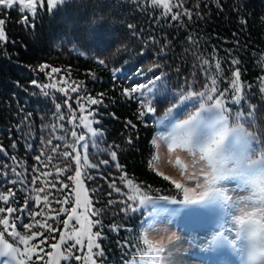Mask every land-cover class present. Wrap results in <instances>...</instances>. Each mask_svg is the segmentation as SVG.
Masks as SVG:
<instances>
[{"label":"trees","instance_id":"1","mask_svg":"<svg viewBox=\"0 0 264 264\" xmlns=\"http://www.w3.org/2000/svg\"><path fill=\"white\" fill-rule=\"evenodd\" d=\"M168 3L172 7V14L188 9L192 19L182 16L180 21H172L171 14L164 15L165 9L159 5L153 6L150 0H68L51 11L46 4L42 10L38 7L37 16H29V22L35 24L34 29H29L19 22L22 17L17 10H0V19L8 21L4 27L9 41L4 51H0V148L3 149L0 151V194L8 195L10 189L15 193L7 202H0V207L19 209L24 205L26 196L49 195L48 205L41 201L37 206L34 199L29 200L30 212L37 213L43 209L42 214L35 219L23 220V223L33 225L30 230L16 224L22 235L43 233V236L34 238L30 243V246H39L33 250L32 264H41L35 259L41 247L44 259L49 262L51 259L46 255L49 251L54 254L63 251L66 255L71 251L67 244L61 245L59 249H52L51 244L59 242L61 232L70 235L73 229L80 227L73 219L65 229L62 221L67 217L64 213H60L58 219L53 218L61 206L70 208L75 203V195L72 194L75 181L67 179L75 175V161H65L62 156L50 151L57 144L60 145V152L73 151L64 147L65 141L55 139L56 136L66 135L67 143H74L72 125L67 122L69 113L62 103L64 97L58 91L61 87H67L72 98L69 103L76 111L78 135L86 134L87 130L80 124V108L74 102L76 97L90 94L100 99L98 94H104L102 105L90 106L98 113L94 119L100 121L99 125L94 124L93 127L104 133L97 141L98 149L93 148L91 143L88 149L89 165L97 167L85 168L81 160L82 183L92 202L89 212L92 208L101 210L98 217L90 216L92 220L101 221L100 225L92 229V232H101V238L96 240L104 252L103 257L95 256L98 250L93 248V258L97 264H124L140 256L138 249L144 248L143 229L137 227L141 223V213L121 210L125 207L126 194L131 193L119 179L122 173L116 168L117 162L124 166L129 179L144 187L150 185V195L182 199V193L171 185L170 180L163 179L151 166L155 154L154 145L151 144L156 133L155 122L150 116H138L141 108L137 100L123 96V88L135 83H146L147 79L153 78V74L164 73L165 78L160 83L168 90L167 102H154L157 109L155 115H159L177 100L172 98L173 93L178 97L181 91L187 94L188 91L204 90L205 84L211 87L206 72L217 79L218 91L228 88L233 79L232 72L238 67L242 102L232 104L231 95L234 93L222 99L233 114L230 116L232 124L236 123L237 112L247 114L249 110L255 109L253 123H245L244 128L258 138L254 145L258 151L257 157L264 153V0H219V3L215 0H184L181 8L176 7L179 0H169ZM242 20L246 23H241ZM128 24L136 26L138 36L132 35ZM149 37H154L155 42ZM166 43L168 46L164 47ZM97 59L105 60L107 67L99 65ZM204 59L209 61L210 68L203 65ZM217 59L221 63V73H217L214 67ZM233 59H237L239 64L233 66ZM45 63L59 68L60 72L51 73V68L45 69V73H51V78L39 72L37 66ZM154 64H159V69L149 72L148 69ZM118 68L120 74L113 78V70ZM137 69L143 71L144 75H136ZM89 73H95L96 78L93 79ZM33 79L41 85L56 84L57 87L42 89L30 83ZM79 82H83V87L77 93H72L70 88ZM54 103H61L64 121L53 117ZM189 112L186 109L183 116H188ZM28 113H31V117L25 120ZM128 121L136 127L128 125ZM59 123L64 124L67 133L61 129L52 131V125ZM49 139H52V145L46 144ZM14 142L16 147H12ZM42 149L44 164H38L34 157L41 155ZM75 149L82 157L83 150L78 145H75ZM111 151L117 152L115 162L111 160ZM49 155L53 156L51 161L47 159ZM12 157H16V160L13 161ZM105 160L109 161L108 165L102 163ZM33 166L39 171L33 172ZM65 166H70L69 170L57 178L56 168ZM12 168L23 175L18 178ZM43 172L51 175L40 176L37 183L32 185V177ZM85 172L92 179H87ZM17 179L28 183H10ZM61 181L68 187L61 190ZM113 181L121 188L120 193L109 187ZM52 183H55V188L51 186ZM21 188L29 191L22 192L19 190ZM33 188H43L44 192H33ZM65 196H70L67 204L57 203L62 202ZM109 200L117 203L109 204ZM5 213L2 216L9 217L11 222L16 216L22 215L19 212ZM77 214L81 220L88 215L82 208H77ZM36 220L51 224L57 231L49 232L46 228L36 226ZM44 236L48 240L40 245ZM83 239V253L79 247L75 250V254L82 256L80 264H83V254L87 253V239ZM68 243L72 244L74 240ZM60 264H65V261L61 260ZM71 264L77 262L72 260Z\"/></svg>","mask_w":264,"mask_h":264},{"label":"snow or ice","instance_id":"2","mask_svg":"<svg viewBox=\"0 0 264 264\" xmlns=\"http://www.w3.org/2000/svg\"><path fill=\"white\" fill-rule=\"evenodd\" d=\"M44 2L45 0H0V10H17L22 17L19 22L29 29H34L35 24L29 22V16L35 18L37 16V7L42 10ZM67 2L68 0H47V7L51 11L56 9L57 6H62ZM215 2L219 3V0H215ZM183 3L184 0H179V4L176 5V7H183ZM151 4L153 6L161 5L163 9H165L164 15L167 16L171 14L172 21H180L182 16H187L189 20L192 19V13L188 9H184L183 12L177 11L175 14H172V7L168 3V0H151ZM220 10H222V7ZM197 15L199 16V13H197ZM7 22L6 19H0V51H4V46L9 43L4 27ZM241 23H246V21L242 20ZM127 27L132 31L133 36L139 35L135 31V25L128 24ZM189 39H191V37H189ZM149 40L155 42L154 37H149ZM167 46L168 44L166 43L164 47ZM229 55H231V52H229ZM93 59L96 58L93 57ZM97 63L101 66L107 67L105 60L103 59H97ZM231 64L233 66L238 65L239 61L233 59L231 60ZM203 65L209 66V68L211 67L207 59L203 60ZM159 67V64H154L148 69V71L152 72L153 69H159ZM214 67L217 73L222 72L221 63L218 59L216 60ZM47 68H51V73L60 72L59 68L51 67L46 63L37 66V70L42 73H45V69ZM118 71L120 70H113V78H115L116 72ZM51 73H45V75L51 78ZM89 74L93 79L96 78L95 73ZM136 75L143 76L144 73L137 69ZM205 75L206 79L210 80L211 87H209L208 84H205L204 90L202 91H188L187 94L181 91L178 97L176 93H173L172 98L178 99L179 103L172 104L162 118H157L154 115L157 110L156 107H154V102H167L168 90L162 83H160L165 78L164 73H161L160 75L153 74V78L147 79L146 83H135L129 88L122 89L123 96L127 98H135L137 100L138 105L141 108V111L138 112V116L141 118L151 116V119L155 122L158 128L164 127L165 121L172 116L174 110H178L185 102H191L193 104L199 102L200 106L196 108L194 112L189 113L186 119L176 122L174 127H172L171 132L160 133V139L167 144L169 150H172L174 147L186 149L191 155V167L194 169L191 173L188 172L189 165L182 164L180 156L175 157V163L181 169V176L185 177V183L172 179L163 173H159L163 179L170 180L171 185H173L178 192L182 193L183 199L177 200L175 197H169L166 195H150L149 193L152 191V187L150 185L144 187L135 183L132 179H129L128 174L124 172V166L117 162L116 168L122 173L119 179L121 183L126 184L128 191L131 193L126 194V201L124 202L125 207L121 210L141 213V223L137 227L147 231L155 230L160 223L170 222L169 220H166L165 214L176 216L187 205L197 204L211 207L212 205L226 202V204L232 206L233 210H241L240 205L244 204L245 210H243L244 214L241 219L238 221L233 220L234 225L237 223L240 224V230L236 232L235 239L227 240V243L233 247L234 251L237 250V246L244 250L247 246V241L253 239L264 240V153H262L259 158L253 159V156L256 154L253 145L257 142L258 138L244 128L245 123H253L255 109L249 110L247 114L237 112L235 114L236 123L230 124V116L233 114L226 107V101L222 98L229 96V93H234L231 95L232 104H241L242 97L240 95L241 88L239 86L241 76L240 69L237 67L236 71L232 72L233 79L231 80L230 86L222 91H218L217 79L214 76L208 75L207 72ZM61 79L64 78L61 77ZM30 83L42 89L48 87L56 89L57 87L56 84L41 85L36 79L31 80ZM82 87L83 82H79L71 87L70 91L72 93H77ZM84 90L86 91V89ZM58 91L62 93L64 97L62 103L67 107L69 113L67 122L72 125L73 130L71 131V137L74 143H67L66 135L56 136L55 139L65 141L64 147L72 149L73 151L60 152L59 144L51 147L50 151L58 156H62L65 161H75V175L67 177L69 181H75V187L72 189V194L75 195V203L70 208L61 206L59 212L53 218L58 219L59 214L64 213L67 217L62 221L65 229L68 228L70 221L73 219L76 220L80 227L78 229H73V232L70 235L61 232L59 242L51 244L52 249H59L61 245L67 244L71 251H68L66 255L63 251H57L53 258V253L49 251L46 255L49 258H53L49 262L44 259V255H42L44 250L41 247L40 251L35 254V259L40 261L41 264H60L61 260L65 261V264H71L72 260H75L77 264H80L82 256L75 254V250L79 247L83 253V238L87 237V253L83 254V264H89V262H91V264H96V260L93 258V248L95 247V249L98 250L94 253L95 256L103 257L104 252L101 249L100 244L94 242V238H101V232H92V229L94 226L100 225L101 221L99 219L92 220L90 219V216L98 217L101 214V210L92 208L89 212V206L92 202L88 196H85L83 201H81V160H83L85 168L97 167V165H89L88 149L90 143L93 148L98 149L97 141L104 136V133L98 128L93 127L94 124L99 125L100 121L94 119L98 113L97 110L92 109L90 106L102 105L104 94H98V96L101 97L100 99L92 97L90 94L83 97H76L74 102L79 106L80 112L84 113L87 111V116L81 115L79 117L80 124L87 130V133L78 135L76 131V128L78 127L76 123V111L72 108V104L69 103L72 98L69 95L68 88L61 87ZM249 91H251V85L249 86ZM262 91H264V89H262ZM44 94L47 95V93ZM82 100L85 101V103H81ZM61 106V103H54V111L52 115L58 121L65 120V114L61 111ZM30 117L31 113H28L27 116H25V120L30 119ZM89 117H92V119H89ZM241 121L243 123H241ZM127 124L131 125L133 128L136 127L131 121H128ZM44 127L48 126L45 125ZM58 129L63 130L65 133L68 131L64 128L63 123L52 125L53 132ZM128 142L130 144L132 143L131 138H129ZM156 143L155 139L151 141L152 145H155ZM46 144L52 145V139L47 140ZM75 145H78L79 148L83 150L82 157L80 152L76 151ZM12 147H16L15 142ZM28 148L31 149V145H29ZM0 151H3V149L0 148ZM73 152H75V155H73ZM43 155L44 149L41 150V155L34 157L38 164H44V161L41 158ZM110 157L112 161H117V152L111 151ZM47 159L48 161H51L53 156L49 155ZM153 159H155V157H153ZM12 160L15 161L16 157H12ZM102 163L108 165L109 161L105 160L102 161ZM198 163L204 164L205 167L199 168V171H197ZM44 166L47 167L46 164ZM69 167L70 166H65L63 168L57 167L55 173L56 177L59 178L62 172H67ZM32 171L38 172L39 169L33 166ZM12 172L18 178L23 175L22 173L17 172L16 168H12ZM49 175H51V173H40L38 176H33L30 183L35 185L40 179V176ZM84 175L87 179H92V177L88 176L86 172ZM229 177L235 178L239 181L237 189L243 188L244 190L249 191L250 194L242 198L227 196L221 189L220 184ZM10 183L13 185H16L17 183L26 184L28 181L17 179L10 181ZM186 184L191 185V187L186 186ZM51 186L55 188V183H52ZM67 187L68 185L61 181V190ZM109 187L116 193L121 192V188L117 187L114 181ZM237 189H234V191ZM19 190L22 192L29 191L26 188H21ZM31 191L42 193L44 192V189L33 188ZM156 191L158 192L159 190L157 189ZM109 195H111V193H109ZM10 196H15V193L12 192L11 189L9 190L8 195L0 194V202H7ZM30 199H34L37 206H39L41 201H43L45 205L49 204V195L41 196L37 194L34 197L26 196L24 205L19 209L11 206H8L6 209L0 207V215H3L5 211L8 214H15L17 212L22 214L16 216L14 222L11 223V231H7L10 224L9 220L7 218L0 220V226H3L6 229V231L0 232V264H32L33 250L35 247L39 246H30L29 242L34 238L43 236V233L32 232L29 236L22 235L20 232L16 231L17 223L23 229L30 230L33 225L31 223H23V220L29 218L35 219L36 216L41 215L43 212V209H41V212L37 213L30 212L28 208ZM69 199L70 196H65L62 202L57 201V203L67 204ZM114 203H117V201L109 200V204ZM168 205H180V208L169 209L167 207ZM77 208H83L84 211L88 213V215L84 216L83 220H81L80 215L77 214ZM249 208L251 209L250 211L246 210ZM50 211L52 210L50 209ZM35 224L38 227L46 228L49 232L57 231V229L51 224H42L39 220H36ZM145 226H147V228H145ZM109 230L111 231L113 229ZM5 236L11 239L14 243H9L8 239H5ZM219 239L226 240L222 235L219 236ZM47 240L48 237L44 236L39 244L43 245ZM73 240L74 243H68ZM20 245L23 246V250L19 247ZM143 245L144 248L138 249L141 259L133 260L131 264H163L161 256L163 251L162 248L154 245L147 236L143 238Z\"/></svg>","mask_w":264,"mask_h":264},{"label":"rangeland","instance_id":"3","mask_svg":"<svg viewBox=\"0 0 264 264\" xmlns=\"http://www.w3.org/2000/svg\"><path fill=\"white\" fill-rule=\"evenodd\" d=\"M44 4L47 5V0H45ZM118 74H120V71L116 72V75ZM178 103L179 101L177 99L172 104ZM172 104L167 108H170ZM199 106V102L195 104L191 102H185L178 110H174L172 116L165 121L164 127L158 128L156 125V134L153 139H155L157 143L154 145L155 159H153L151 166L157 173H163L172 179H176L182 183H185V177L181 176V169L175 163L176 156H180L182 164L189 165V173L194 171V169L191 167V155L187 152V150L175 147L172 150H169L167 144L160 139V133L171 132L172 127H174L176 122L186 119L187 116L176 119V116H178L182 111L187 109L190 111L189 113H191L194 112ZM166 112L159 115H154L157 118H162ZM79 114L80 116H87L85 112H80ZM230 124H232L231 121ZM238 184V180L229 177L221 182L220 187L229 197L242 198L248 196L250 194L249 191L244 190L243 188L237 189ZM186 186L191 187V185L188 184H186ZM81 189V201H83L84 197L88 196L87 190L83 183L81 185ZM234 189L237 190L234 191ZM220 204L223 206L225 214L223 215L224 225L222 228H220L218 225H207L215 222L216 218L220 216L221 207L219 204L212 205L213 208L193 204L185 206L176 216L165 214L166 220H169L170 222L158 224L155 230L146 231L144 229L142 232V238L147 236V238L154 245H157L163 249L161 253L163 264H220L221 258L217 257L215 254V241L220 240L219 236L221 235L226 238V243L227 240L235 239L237 225H234L232 217L240 214L242 209L245 210L244 204L240 205L241 210H233L232 206L226 204V202H221ZM167 207L169 209L180 208V205H168ZM82 210L84 211L83 208ZM246 210L250 211L251 209L249 208ZM145 228H147V226H145ZM11 230L12 229L8 227L7 231ZM4 231H6V229L3 226H0V232ZM5 239H8L9 243H12L11 239H9L7 236H5ZM85 239H87V237H85ZM94 242L97 243L96 238H94ZM19 247H21V250H23L22 245ZM233 252L235 253L233 257H235L236 260H238L237 254L240 255V258H243V250L239 248V246H237V250H233ZM54 257L55 254L53 253V258ZM53 258L50 259L52 260ZM139 259H141L140 256L135 259L133 258L124 264H131L133 260Z\"/></svg>","mask_w":264,"mask_h":264},{"label":"clouds","instance_id":"4","mask_svg":"<svg viewBox=\"0 0 264 264\" xmlns=\"http://www.w3.org/2000/svg\"><path fill=\"white\" fill-rule=\"evenodd\" d=\"M205 167L204 164H197V171L199 168ZM243 209L240 214L233 216L234 221H238L243 216ZM237 231L240 230V224L237 223ZM247 246L243 250L242 264H264V240L253 239L246 242Z\"/></svg>","mask_w":264,"mask_h":264}]
</instances>
